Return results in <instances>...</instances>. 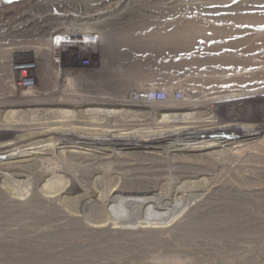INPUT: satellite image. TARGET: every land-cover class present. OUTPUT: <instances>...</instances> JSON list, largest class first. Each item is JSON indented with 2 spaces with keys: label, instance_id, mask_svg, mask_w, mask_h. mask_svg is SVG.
Returning a JSON list of instances; mask_svg holds the SVG:
<instances>
[{
  "label": "rangeland",
  "instance_id": "374dc122",
  "mask_svg": "<svg viewBox=\"0 0 264 264\" xmlns=\"http://www.w3.org/2000/svg\"><path fill=\"white\" fill-rule=\"evenodd\" d=\"M65 26L99 30L101 38L94 52L52 61L46 36ZM230 38H264V0H0V128L33 108H63L55 104L30 106L33 102L25 101L55 98L51 95L60 93L127 92L136 99H148L147 91L160 89L164 98L139 108L197 111L203 119L211 102L192 105L189 100L209 96L215 79L208 77L205 61L188 55L185 42ZM84 47L92 48L90 43ZM9 65L29 74V84L20 82L21 76L11 72ZM168 97L171 101H165ZM213 106L216 116L223 119L224 115L225 121L241 122L253 112L252 107L231 108L222 101ZM90 107L94 106L82 109ZM64 108L74 111L71 105ZM55 115L52 120L60 119ZM71 125L79 124L72 121ZM18 135L0 131V264H264V167L255 157L237 161L217 147L212 151L220 152L219 163L205 158L183 161L194 168L205 167L209 174L178 179L176 187L189 191L182 198L169 200L164 210L120 207L125 193L101 208L106 186L92 185L101 173L89 177L86 189H80L77 182L64 181L57 182L56 190L48 188L46 177L36 167L39 165H25L6 156L49 141L18 143ZM263 137H255L251 145ZM228 138L239 139L236 135ZM142 158L132 156L129 160L132 164L148 161ZM167 161L156 163L166 175L148 183L153 191L132 197L165 192L172 182ZM32 177L40 181L38 185L31 183ZM213 185L224 190L186 216L190 207L204 198L203 189ZM232 188L239 192L226 191ZM88 195L92 203L82 210L75 202ZM94 207L103 212L101 219L96 218ZM172 207L175 209L169 213ZM206 209L209 212L201 213ZM148 210L166 212V216L146 219ZM110 214L120 216H114L116 219Z\"/></svg>",
  "mask_w": 264,
  "mask_h": 264
},
{
  "label": "bare ground",
  "instance_id": "6f19581e",
  "mask_svg": "<svg viewBox=\"0 0 264 264\" xmlns=\"http://www.w3.org/2000/svg\"><path fill=\"white\" fill-rule=\"evenodd\" d=\"M48 35L46 41L49 44L52 61L58 62L65 46L62 44L58 50L56 48L55 50L51 47ZM185 49L189 52L190 57L205 61L208 65V77L215 79L209 96L189 100L192 105L211 102L209 103L212 104L209 113L203 119L198 118L197 111L176 113L140 109L139 107L143 108L149 105L147 103L158 101L146 99L144 96L136 99L132 93L127 92H102L89 96L88 94L84 96L60 93L55 96L51 95L55 98L25 101L33 102L29 104L30 106L55 104L65 107L71 105L74 107V111L64 107L58 110L33 108L21 112L19 120L1 126L0 131L18 132L19 135L16 137L18 143L30 140L49 141L45 144H35L30 148L26 147V149L20 148L21 150L17 153L9 154L6 158H16L25 165H39L36 167H40V174L46 177L45 185L48 188H54L57 182L64 181L66 184L77 182L80 189H86L90 183L89 177L101 173V177L92 181L94 186H106L107 193L101 196V208L105 203L115 201L118 197L117 194L125 193L126 197L119 199L120 207L135 205L139 209L151 207L164 210L165 206L169 205V200L182 198L189 191L186 188L176 187L178 179L197 178L195 175L204 177L209 174V169L194 168L183 161L205 158L216 159V163H219L218 160L220 162L222 160L218 159L222 158L220 154L218 155L219 151H212L217 147L221 148V152L225 156L238 158L237 161L255 157L260 166L264 167V137L258 144L254 142L255 145H251L255 137L264 134V38L189 41L185 42ZM16 67L12 66L11 68L9 65L11 72L21 76L20 82L24 85L27 82L29 84L31 80L29 74L23 75ZM169 99L168 97L165 101H171ZM219 101L225 102L231 108L237 105L252 107L253 112L244 117L242 120L244 122H234L235 120L232 119L225 121L224 115L222 116L224 120L219 119L216 116L218 114H215L213 110V103ZM86 106L94 107L82 109ZM29 113H35L33 115L38 117L29 118L27 117ZM54 114H56L54 117L60 119L52 120ZM157 117H160L159 121ZM75 118L77 119L73 120ZM148 120L150 122L145 123ZM72 121L79 125L72 126ZM183 122L187 124L178 126ZM50 134H54L53 137L40 139ZM230 135H236L239 139H229ZM132 156L147 157L148 161L132 164L129 160ZM163 160L170 161H167L170 165V170L167 171L171 176V185L158 196L132 197L135 196L134 194L152 192L153 186L148 183L150 181L156 183L165 178L164 170L156 164ZM30 166L28 165L29 168ZM65 177H69L70 180ZM35 179L32 177L31 183L38 185L40 181L38 179L35 181ZM220 189V186L217 185L203 189L205 191L204 198L193 204L186 216H192L199 207L214 201ZM232 189H226V191L239 192L237 188ZM54 190L56 189L54 188ZM223 190L221 189V192ZM262 192L264 193V191ZM48 194L51 193L48 192ZM51 196L53 197V195ZM79 198L81 199H77L78 201L75 203L82 207V210L92 203L89 195ZM98 209V207L93 208L94 214L96 218L101 219L103 212H98ZM174 209L175 207H172L169 213ZM203 211L201 213H206L209 212V209ZM110 216L116 218L120 215L110 214ZM164 216H166V212L156 214L148 210L144 218L162 219ZM61 222L64 221L61 220ZM114 225H117V222ZM119 227L112 228L120 229ZM143 227L147 226L140 228Z\"/></svg>",
  "mask_w": 264,
  "mask_h": 264
},
{
  "label": "built area",
  "instance_id": "2783aa9c",
  "mask_svg": "<svg viewBox=\"0 0 264 264\" xmlns=\"http://www.w3.org/2000/svg\"><path fill=\"white\" fill-rule=\"evenodd\" d=\"M48 34L51 47L58 50L59 46L62 44L65 46L60 59L66 57L77 58L80 53L82 55L93 53V47L97 46L100 40V32L96 29H80L65 26L60 29L52 30ZM86 43H90L92 48L87 50V48L84 47ZM82 62L85 61L82 60ZM146 97H149L148 99L150 100H159L165 97V92L160 89L149 90L146 93Z\"/></svg>",
  "mask_w": 264,
  "mask_h": 264
}]
</instances>
